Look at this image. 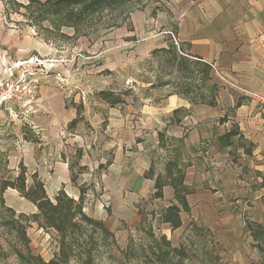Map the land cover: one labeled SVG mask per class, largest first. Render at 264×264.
<instances>
[{"label":"rangeland","instance_id":"374dc122","mask_svg":"<svg viewBox=\"0 0 264 264\" xmlns=\"http://www.w3.org/2000/svg\"><path fill=\"white\" fill-rule=\"evenodd\" d=\"M51 2L0 0V77L4 60H26L37 80L28 104L0 107V264H22L16 253L26 257L24 245L44 262L65 256L63 264L90 256V264H264L247 228L264 226V87L263 95H244L228 86L226 65L215 60L219 88L200 91L214 95V106L188 102L180 121L169 122L170 113L149 119L143 106L156 108L177 82L193 81L194 65L157 57L145 44L166 30V46L170 37L181 54L183 9L174 0H86L56 9ZM136 16L148 27L129 35ZM194 73L199 78L200 67ZM100 90L124 92L126 102L110 105ZM238 98L242 105L234 108ZM232 127L240 134L221 145L218 136ZM169 159L191 191L176 229L161 220L177 202L166 184ZM20 175L23 192L7 185ZM36 183L52 202L59 193L74 200L111 237L88 227L70 238L69 230L63 236L49 226L25 194ZM179 246L178 254L172 248Z\"/></svg>","mask_w":264,"mask_h":264},{"label":"crops","instance_id":"0c3cea01","mask_svg":"<svg viewBox=\"0 0 264 264\" xmlns=\"http://www.w3.org/2000/svg\"><path fill=\"white\" fill-rule=\"evenodd\" d=\"M174 1L178 8L183 9L182 19L177 22V38L181 46L187 42L191 47L190 51H183L181 54L192 59L198 57L211 67L213 62L216 65L217 61L221 59L226 65V72L222 73V77L227 79V82L230 81L228 86L237 85L242 91H245L244 95H263L259 91V87H264V0H248V2L244 0ZM138 17L136 16V19ZM204 20L206 21L204 22ZM144 21V16L141 19L132 20V30L128 34L140 33L145 27H148ZM160 24L165 25V29L167 28V22L161 21ZM165 31L161 29L155 36L151 35L147 38L145 44L150 47L147 51L167 47L163 36ZM231 51L236 53V63L233 68L229 62ZM213 67L208 83L216 84L218 87L219 84L215 80L217 69L214 67V70ZM186 100L176 94L169 95L164 102L159 104L160 106L155 108L146 105L143 108L144 112L147 111L152 115L149 119L158 117L157 115L160 113H170L172 115L169 122H176L180 121L177 118V113L180 111L175 114L173 111L177 108L185 109L186 103L189 102ZM238 100L239 98L236 99V101ZM233 102L232 99L227 105H232ZM241 105L240 103L238 107ZM154 113H156L155 116H153Z\"/></svg>","mask_w":264,"mask_h":264},{"label":"trees","instance_id":"16d2710c","mask_svg":"<svg viewBox=\"0 0 264 264\" xmlns=\"http://www.w3.org/2000/svg\"><path fill=\"white\" fill-rule=\"evenodd\" d=\"M86 0H52L50 6L54 7L55 9L58 6H66V5H72V6H80L83 2ZM168 37V46L167 47H160L153 49L151 51V54L156 55L157 57L160 55H166L170 56L172 58V62L177 61L180 64H183V66H189L194 65L195 69L200 67V77L197 78L194 71L195 69L189 70L190 76L193 78V81L188 83H181L177 82V88H175L174 93L171 94H182L184 98H186L189 102L192 103H207L210 106H214L215 104V98L214 95L211 94L207 97V95L201 96L200 91L205 89H210L211 91H215L217 87L216 84H209L208 81L211 78V71L212 67L207 63L201 61L200 58L191 59L187 56L178 53V50L174 43L171 41L172 39H169ZM178 49L183 53L181 50V46L178 47ZM166 58V57H165ZM198 66V67H197ZM186 68H183L185 70ZM190 69V68H189ZM199 71V70H198ZM166 84L167 83H162ZM175 85V87H176ZM198 92V95L201 96L199 98H196V94ZM98 96L103 99L104 101H107L110 105H115L119 103H125L126 100H124V92H112L109 90H100L98 93ZM209 98V99H208ZM240 100L236 101L234 108L238 107L240 105ZM180 108H177L173 111V114L175 112L180 111ZM227 118L226 114H224L221 117V120L224 121ZM76 119H72L70 122H75ZM69 122V123H70ZM239 135L238 128L233 127L227 132L222 133L218 136V141L222 143L221 145L227 146L231 144L230 139L233 138L236 135ZM162 138V135H161ZM160 138V139H161ZM159 143H162V140L159 141ZM168 166L166 167V184L170 185L171 188L174 191V199L177 201L176 203H170V206L164 209L163 214L161 215V220L163 222H168L172 226V229L179 228L181 225V219H180V212L188 211L189 210V204L187 203L186 196L191 193V191L187 188V186L183 183V177L184 174H175L173 172L178 171V165L175 161H172L171 159L167 162ZM151 167V166H150ZM150 170V168L148 169ZM180 172V171H179ZM15 181L8 182L7 185L10 187H14L20 192H23L24 190V179H22L21 175L17 176ZM155 190H156V196L161 197L163 196L162 192V186L163 183H161V176L158 175L155 179ZM41 183H36L33 189H30L27 191L26 197L32 198L35 201L36 208L39 210V213L45 217V221L50 224L49 226L54 227L58 232L64 235H66V232L71 234L73 236H79L80 234H83L82 230L88 227H91V232L95 233L96 231L101 232L103 235H107L111 237L110 232L106 229L105 225L102 224V222L96 221L91 217H87L82 211L81 208L75 204L74 200L66 197L64 193H59L56 197L55 201L52 202L46 194H44V191L42 189ZM181 204V206H178V204ZM77 217V219H76ZM17 222V221H14ZM247 228L251 232V235L253 236V239H258L259 243L258 246L261 247L264 250V226L253 224L250 222H247ZM75 231V232H74ZM81 231V232H80ZM75 239V238H74ZM76 242V241H75ZM78 242V241H77ZM66 244V243H62ZM64 247V246H62ZM24 249L26 251V257H23L19 254L20 251H17L16 255L18 256L19 261L22 264H63L64 261L67 260V257L60 256V259L54 258L47 262H44L39 256H35L30 254L29 248L24 245ZM70 249V247L68 248ZM172 250H175L178 254L183 251L182 247L179 246L177 248H172ZM85 261V264H90V257Z\"/></svg>","mask_w":264,"mask_h":264},{"label":"built area","instance_id":"2783aa9c","mask_svg":"<svg viewBox=\"0 0 264 264\" xmlns=\"http://www.w3.org/2000/svg\"><path fill=\"white\" fill-rule=\"evenodd\" d=\"M28 61L4 60L2 65L3 76L0 77V107L14 105L23 107L33 99L36 93L37 80L33 69L30 70Z\"/></svg>","mask_w":264,"mask_h":264}]
</instances>
